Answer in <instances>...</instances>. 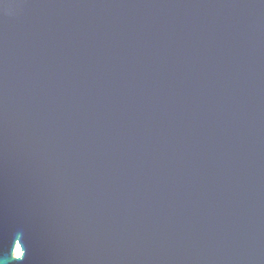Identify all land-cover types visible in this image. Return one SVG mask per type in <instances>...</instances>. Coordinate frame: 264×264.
Returning <instances> with one entry per match:
<instances>
[{"label":"water","instance_id":"water-1","mask_svg":"<svg viewBox=\"0 0 264 264\" xmlns=\"http://www.w3.org/2000/svg\"><path fill=\"white\" fill-rule=\"evenodd\" d=\"M0 264H264V0H0Z\"/></svg>","mask_w":264,"mask_h":264},{"label":"rangeland","instance_id":"rangeland-1","mask_svg":"<svg viewBox=\"0 0 264 264\" xmlns=\"http://www.w3.org/2000/svg\"><path fill=\"white\" fill-rule=\"evenodd\" d=\"M16 255H17V256H19V255H20V250H18V251H17Z\"/></svg>","mask_w":264,"mask_h":264},{"label":"bare ground","instance_id":"bare-ground-1","mask_svg":"<svg viewBox=\"0 0 264 264\" xmlns=\"http://www.w3.org/2000/svg\"><path fill=\"white\" fill-rule=\"evenodd\" d=\"M18 251V250H17Z\"/></svg>","mask_w":264,"mask_h":264}]
</instances>
